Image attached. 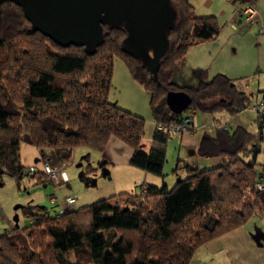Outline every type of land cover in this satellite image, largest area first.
<instances>
[{
  "label": "trees",
  "instance_id": "16d2710c",
  "mask_svg": "<svg viewBox=\"0 0 264 264\" xmlns=\"http://www.w3.org/2000/svg\"><path fill=\"white\" fill-rule=\"evenodd\" d=\"M170 2L177 19L168 33V52L151 77L139 59L121 49L123 28L104 25L102 44L88 53L83 46L61 47L33 30L15 2L0 1V185L4 175L19 185L26 175L37 184L52 181L42 170L45 159L68 163L78 146L103 152L112 136L133 149L132 167L163 180L165 145L172 135L156 124L182 116L167 106V92L189 94L186 113L225 110L233 116L247 108L259 92H245L239 79L226 74L196 85L176 83L188 49L214 39L220 27L214 15H198L190 0ZM116 55L149 97L155 130L147 152L141 147L145 119L109 100ZM256 118L261 140L264 120ZM254 139L240 126L203 134L197 153L218 156L221 163L205 169L186 164L187 175L171 188L164 180L160 186L142 183L134 194H115L55 216L43 206H22L29 225L0 234V264H31L30 257L40 264L36 249L41 248L59 264H70L71 252L84 254L87 264H189L207 241L243 225L253 213L264 217V188H257L264 184V167L256 164L257 145L248 150ZM21 144L39 149V165L22 164ZM248 153L249 159L241 156ZM31 166L36 170L30 174ZM120 196L133 199L120 205Z\"/></svg>",
  "mask_w": 264,
  "mask_h": 264
},
{
  "label": "rangeland",
  "instance_id": "374dc122",
  "mask_svg": "<svg viewBox=\"0 0 264 264\" xmlns=\"http://www.w3.org/2000/svg\"><path fill=\"white\" fill-rule=\"evenodd\" d=\"M247 1L254 3L252 4L256 7L259 14L258 23L252 25V27L248 26L250 28H242L249 34L233 37V35L230 36V34L235 33L233 31L235 29L232 28L233 25H235V21L238 23V27L241 28L243 25L242 23L239 24L237 20L239 18L238 13L235 14L236 19H234V21L232 20L234 14L231 15L232 9L229 0H190L198 14H213L216 17L220 27V34L214 39L205 42L207 43L205 46H201L204 51L203 56H201L204 57L201 59L202 61L204 60L203 63L190 66L189 62L187 65L195 67V69L190 70L188 67L187 69H189V72L187 75L181 73L177 74V76H180L181 80H185L182 84H191V81L198 83L200 79L197 78V71H199V69H204L208 72L209 77L217 73H222L218 70H228L227 72L233 70L241 74V77L238 79L240 80L239 82L242 90L247 93H262L264 91V0H256L255 2L254 0H246L245 2ZM259 29H263V32L258 33ZM213 57L216 58L214 62ZM109 100L124 109L135 112L145 119V130L141 147L147 146L155 130V120L149 105V97L145 89L133 80L125 62L118 55L114 56L113 59L112 86L109 92ZM188 113L194 114V122L198 127L202 126V123H205L211 135L215 133L216 127H228L229 130H234L240 126L247 129L255 137L253 142L249 145L248 150H251L254 144L257 145V150H259V152L256 155V164L264 167V127L262 139L259 140L257 138V115L251 108L247 107L242 112L233 116L225 110L212 113L197 110L194 113L191 111ZM183 114H186V112L184 111ZM165 149L166 162L164 164L163 173L165 174V181L169 183V188L178 180L175 174L176 172H180V174L182 172L185 173L186 164L190 165L195 162L200 169H205L218 166L221 163V158L218 156L206 158L200 156L198 153L194 155L190 154L185 147L181 146L180 140L176 137H171L167 141ZM95 151L94 149L83 146L76 147L69 159L70 162H68L65 167L68 180L66 182H60V184H55L50 180L46 181L44 184H37L36 177L32 178L26 175L19 185L14 178L4 175L2 177V184L0 185V218L3 224L0 234L16 228L13 221V217L16 213L19 218L18 228L23 229L25 226L29 225V218L24 216L22 209H14L18 204L22 206L28 204L37 205L38 208L35 207L34 209H41L40 206H43L48 210L51 216H55L60 209L79 208L99 199L119 194V192L121 193V191H116L119 188L122 189V184H120L121 177L115 178L114 174L111 180L103 178L101 169L98 166L99 161L98 157L95 155ZM251 155L252 154H242L241 156L249 159ZM78 164L81 165L78 166ZM139 186L140 184L136 187L137 190H139ZM130 188L131 187L127 185L126 189ZM122 193L127 192L122 191ZM66 196H74L76 199L75 203L70 207H65L66 204L64 200ZM51 197L55 198L54 202L51 201ZM117 199L120 205H125L131 203V199L133 198L120 196ZM238 228H240V232L243 233L240 234L241 238L245 237L241 240L243 249L242 253L233 258L231 263L264 264V217L260 216L257 212L253 213L250 218L243 225L237 227V229ZM257 232L261 234V246L257 245L258 243L253 237ZM30 243V248L27 250L32 249V242ZM18 249H20V247H18ZM44 250L46 249H36V253H38V257H36L39 258L40 264H59L51 253H45ZM16 251L18 252V250ZM66 257L70 264H87L84 254L77 256L74 252H71L67 254ZM78 259L81 263L78 262ZM30 261L31 264H39L37 260L31 257ZM203 262L204 264H208L206 263L208 261Z\"/></svg>",
  "mask_w": 264,
  "mask_h": 264
},
{
  "label": "water",
  "instance_id": "95a60500",
  "mask_svg": "<svg viewBox=\"0 0 264 264\" xmlns=\"http://www.w3.org/2000/svg\"><path fill=\"white\" fill-rule=\"evenodd\" d=\"M3 1V0H0ZM23 11L33 30L61 47L83 46L93 53L104 39L103 26L121 27L126 36L121 49L146 66L156 77L168 52L169 31L177 11L170 0H9ZM165 101L171 112L182 114L191 103L183 90L169 91ZM80 166V164H78ZM22 205L15 206V210ZM18 214L13 217L18 227Z\"/></svg>",
  "mask_w": 264,
  "mask_h": 264
},
{
  "label": "crops",
  "instance_id": "0c3cea01",
  "mask_svg": "<svg viewBox=\"0 0 264 264\" xmlns=\"http://www.w3.org/2000/svg\"><path fill=\"white\" fill-rule=\"evenodd\" d=\"M246 0H229V5L232 9L231 15H233V21L234 19H236L235 14H237L238 9L240 8V6L242 5V3H244ZM252 1V0H250ZM256 0H254L255 2ZM253 3V2H252ZM254 4V3H253ZM197 13V12H196ZM198 14V13H197ZM200 15V14H198ZM207 15H213V14H207ZM231 20V21H232ZM239 22V19H237ZM236 22V21H235ZM256 25V24H254ZM252 27V25H251ZM235 33H231L230 36L233 35L234 36H243L246 34H249L248 32L245 31V29L242 28H246L241 26L238 28H234L232 27ZM250 28V27H248ZM261 29H259L258 33H262V31H260ZM232 32V31H231ZM220 34V31H219ZM218 34V35H219ZM217 35V36H218ZM216 36V37H217ZM210 41V40H209ZM208 42V41H206ZM207 43L205 42H201L197 45H194L192 47H190L184 57V60L182 61V63L180 64L174 80L176 81L177 84L181 85L183 83V81L185 80H181L180 76H177L178 73H181L183 75H187L189 72V69H187L188 67L191 69H195V67H190V66H195L198 64L203 63V61L201 59H203V47L201 46H205ZM211 57V56H210ZM213 62L216 61V58L213 57ZM190 62V66H188L187 64H189ZM210 63V62H209ZM204 65V64H203ZM200 71V72H199ZM199 71H197V78L198 79H203V80H209L212 77H209L208 72H206L204 69H199ZM219 72H222L223 74H226L227 76H229L232 79H238L239 77H241V74H238L239 72H235L233 70H231V72H227L228 70H218ZM191 73V72H190ZM218 74V73H217ZM216 75V74H215ZM179 77V78H178ZM196 81V79H195ZM192 83L190 85H196L195 82L191 81ZM209 129H207L206 127H199V129L190 132V133H182L180 135H175L172 137H176L180 140V144L182 147H185L190 154H197V148H198V143L199 140L201 138V136L203 134H208ZM151 145V141L149 140V143L147 146L143 147V151L147 152L150 148ZM74 151V150H73ZM133 153V149L127 145L124 144L123 142H121L118 138L112 136L110 137V139L108 140V143L104 149L103 152H99V151H95V155L98 157V166L101 169V175L103 178L105 179H109L111 180L115 174V178H120V184L122 189H118L116 191H122L123 192H127L130 194H134L136 193L138 190L136 189V187L139 184L145 183V184H154V185H158L160 186L164 182L166 183V185L169 187V183L167 181H165V179L159 176H155L153 174L144 172L142 170H139L137 168L132 167L129 164L130 158L132 156ZM20 155H21V162L24 166H30L33 164H40L41 161V155H40V151L38 148L34 147V146H30L27 144H21L20 147ZM104 161V162H103ZM103 164V165H101ZM81 165V164H80ZM199 167L197 163L193 162L192 167ZM176 177H182L184 178L187 175V171L185 170V173H181L180 172H176ZM114 178V179H115ZM127 185H129V187H131L130 189H126ZM125 188V189H123ZM120 193V192H119ZM52 198V197H51ZM52 201V200H51ZM53 202V201H52ZM71 205H65V207H70ZM64 209H69V208H64ZM1 216V215H0ZM3 227L1 218H0V231ZM241 229L240 228H236L232 231H229L221 236H218L214 239H211L209 241H207L206 243H204V245H202L200 248H198L195 253L194 256L192 257V259L190 260L189 264H204L203 261H208L206 263L208 264H233L231 263L232 259L239 256V254L242 253V243L241 240L244 238H241L240 234H243L240 232ZM261 234L260 233H256L253 235L255 241L258 243L257 245L261 246V239H260ZM229 241V242H227ZM247 241V240H246ZM255 242V243H256ZM230 261H228V260Z\"/></svg>",
  "mask_w": 264,
  "mask_h": 264
},
{
  "label": "built area",
  "instance_id": "2783aa9c",
  "mask_svg": "<svg viewBox=\"0 0 264 264\" xmlns=\"http://www.w3.org/2000/svg\"><path fill=\"white\" fill-rule=\"evenodd\" d=\"M237 13L239 14V24L242 23L243 27H248L258 23V11L256 7L249 1L242 3ZM237 24L238 23L235 22V25H233V27L238 28ZM260 31H262V29ZM247 107L255 111L258 118L264 120V93H257L252 95ZM181 115L182 116L179 120H174L169 123L158 122L156 124V129H158V131L160 132L170 134L172 136L180 135L182 133H190L199 129V127L194 122V114L182 113ZM201 125V127H207L205 123H202ZM66 164L67 163L64 162L59 165L56 163H51L49 162V160L45 159L42 162V170L45 175L50 178L55 184H60V182H66L68 180V175L65 170ZM35 170L36 169L34 168V166H31L28 170V173L31 174ZM257 188L263 189L264 184L258 183ZM142 189L145 190V187H143ZM51 200L54 202L55 198L52 197ZM75 201L76 199L74 196H66L64 200L66 205H73ZM64 210V208L60 209L59 213H63Z\"/></svg>",
  "mask_w": 264,
  "mask_h": 264
}]
</instances>
